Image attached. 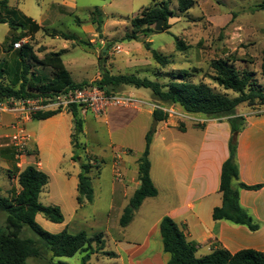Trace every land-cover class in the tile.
<instances>
[{
	"label": "rangeland",
	"instance_id": "obj_1",
	"mask_svg": "<svg viewBox=\"0 0 264 264\" xmlns=\"http://www.w3.org/2000/svg\"><path fill=\"white\" fill-rule=\"evenodd\" d=\"M52 1L54 0H42V2L8 0L10 6L20 9L27 16L36 20L43 17L45 21L43 31L31 33L20 42L22 44L29 42L39 58L66 48L63 60L75 82L91 79L95 82L97 80L95 78L101 75L102 67L113 74H137L162 83L169 81L167 75L187 70L191 82H203L215 93L236 97L235 93L224 90L214 80L215 70L212 63L229 60L238 68L246 67L256 72L258 84L264 86V76L261 75L260 70L264 49V10L258 9L259 5L264 4V0H193L194 5L187 12L179 10L178 0H158V2H166L172 12L169 20L165 23L163 31L157 32L153 26L154 33L149 36L140 34L137 40L127 39L134 30L132 22L153 7V0H75L76 6L65 7L50 6L48 3ZM96 8L102 13L101 28L92 23ZM166 27L168 28L165 29ZM53 31L76 34L78 39L67 41L57 38L51 35ZM21 32V30H10L7 25L0 24V70H3L1 77L5 85L15 86L18 82L16 80L19 74L17 65L19 49L15 47L16 43L12 39ZM177 40L181 43L182 50L177 48ZM145 43H151L152 49L168 58L169 64L165 68L153 59ZM41 72L50 76L49 69H42ZM16 88L19 86L16 85ZM142 91L149 96L153 95L149 89ZM11 102L14 103L11 100L5 101V103ZM154 104L166 108L174 107L177 115L169 114V119L178 124L189 122L198 125L197 120L182 118L181 115H185L186 111L179 105L156 101ZM240 107H243L241 110H252L253 114H257L256 110L259 111L257 107L246 103ZM9 114L0 112V117ZM96 117L100 118L98 122H101V117L104 116ZM14 119L5 125L4 133L0 132V148L5 152L3 155L14 163L9 162L8 167L4 166L0 155V197H11L20 191L17 175L30 165V161L33 160L32 155H36L35 145L30 138L21 156H17L15 147L7 137L10 134L9 126ZM208 119L212 118L208 117ZM36 124L38 122L34 120L24 127L29 131ZM153 124L154 121L151 123V129ZM87 131L88 134L81 139V142L86 144L95 155L101 153L105 155L104 149L106 150L109 145L106 125L101 123L97 134L88 127ZM30 153L32 155H29ZM62 153L64 160L55 174H52L51 183L43 189L40 202L46 206H56L60 203L63 206L61 210L65 223H52L42 215L38 216L37 223L51 234L61 233L66 227L71 234L86 232L91 237L102 234L103 249L99 250V244L94 243L96 253L91 256L88 264H164L159 257L150 261L158 253L159 246L153 239L149 246L143 244L148 230H142L137 221H133L126 228L121 227L120 218L124 199L119 198L117 188L123 183L115 180L112 163L107 158L104 163L100 162L101 176L99 178L91 176L95 191L93 203L86 204L75 217L77 190L73 179L67 173L74 175L77 167L81 171L80 162L86 160L88 155L81 152V158L74 160L73 147L62 148ZM45 157L48 158V154ZM113 186L116 187V195L112 197ZM146 223L147 226L153 224L150 220ZM5 224L6 214L0 212V226L4 228ZM22 237L36 240L42 250V257L30 258L28 264H82L85 256V253L80 252L74 257H53L28 227L24 229ZM138 244L143 246L138 247ZM128 250L137 253L131 260L126 252ZM118 251L123 253L120 260L115 259L114 252ZM203 253L205 252L202 250L199 255Z\"/></svg>",
	"mask_w": 264,
	"mask_h": 264
},
{
	"label": "trees",
	"instance_id": "obj_2",
	"mask_svg": "<svg viewBox=\"0 0 264 264\" xmlns=\"http://www.w3.org/2000/svg\"><path fill=\"white\" fill-rule=\"evenodd\" d=\"M178 2L181 12H187L194 5L193 0H178ZM152 6L140 18L133 20L134 30L131 35L127 36V39L137 40L140 34L149 36L154 33L152 27L158 20L164 19L166 22L169 20L172 12L166 2L153 0ZM258 9L264 10V4L259 5ZM101 15L99 8H96L92 23L97 24L99 28L103 24ZM0 24L8 25L10 30L22 31L19 36L12 39L15 43L24 40L31 33L36 34L44 29L22 11L11 7L8 0H0ZM51 35L67 41H77L78 39L75 34L64 32L53 31ZM145 47L151 51L153 59L162 68L169 64L168 58L152 49L151 43H145ZM177 48L182 50V45L178 40ZM64 53L65 50H61L39 58L29 42L23 43L18 50L19 74L16 85L19 88H16V85H5L1 77L3 70H0V102L33 99L90 85L98 86L108 94L119 92L122 86H132L138 89H149L158 103L179 105L187 113L202 114L213 119L228 118L232 136L229 141V157L223 163L221 172L219 190L222 193V205L213 210L212 217L214 221H228L235 225L246 226L252 232L259 230V225L254 223L253 218L242 208L239 189L234 186V181L239 180L240 175L236 162L238 135L245 125L244 117L237 116L236 109L245 103L254 107L264 105V86L258 84L256 72L246 67L238 68L229 60H218L212 63L215 70V82L224 90L235 93L236 97L215 93L203 82H191L187 70L167 75L169 81L162 83L135 74L114 75L102 67L100 80L91 83H75L63 61ZM42 69H49L50 76L43 74ZM260 70L261 75L264 76V49ZM61 112H38L33 114L31 119L43 121ZM68 112L73 116L71 144L74 152L73 159L77 160L81 156V152L86 153V147L81 142V136L84 133V120L81 116V108L73 106ZM153 118L158 122H163L169 119V115L161 110H154ZM178 127L184 130L182 124ZM153 137L154 133L150 131L146 136L144 153L138 160L140 188L134 192L123 210L120 218V225L123 228L132 223L136 212L146 199L158 195V189L151 178L150 149ZM87 155L86 160L80 162L81 171L78 175L77 202L80 207L93 203L95 191L91 174L102 166L96 158ZM17 178L20 191L11 197H0V212L6 214L5 227L0 226V264H27L30 258L42 257V250L38 242L22 237L26 227L36 234L53 257H74L83 252L85 256L82 259V264H88L91 256L96 253L93 244H99L100 248L98 249H103L102 234L91 237L86 232L71 234L68 229H64L58 234L45 231L37 223L38 215H42L46 220L56 224H62L65 221L60 207L46 206L40 202L43 189L49 184V176L36 166L29 165L18 173ZM261 187V185L239 184V188L246 190H259ZM160 233L163 250L169 255L166 264H264V252L254 249H243L231 253L222 248L198 257V245L189 241L170 217L162 219Z\"/></svg>",
	"mask_w": 264,
	"mask_h": 264
},
{
	"label": "crops",
	"instance_id": "obj_3",
	"mask_svg": "<svg viewBox=\"0 0 264 264\" xmlns=\"http://www.w3.org/2000/svg\"><path fill=\"white\" fill-rule=\"evenodd\" d=\"M38 1L42 2V0ZM48 4L58 7L76 6L75 0H62L61 2L54 0ZM32 19L43 28L45 22L43 17L39 20ZM63 50L66 53L67 49ZM77 72L79 74V71ZM95 79L100 80L101 75ZM93 80L73 81L90 83ZM119 91L121 92L118 93L128 94L147 102L156 101L154 95L149 96L142 89L132 86H122ZM255 107L259 110H256L257 114H253L252 110H241L243 107L240 106L236 109V115L244 117L245 125L238 135L236 162L240 175L239 180L234 181V186L239 189L242 208L253 218L254 223L259 225V230L252 232L246 226L235 225L228 221H214L212 217L213 210L222 205V193L219 190L221 172L223 163L229 157V141L232 136L228 118H212L201 125L181 123L184 130L178 127L180 123L168 119L158 122L150 149L151 178L158 189V195L146 199L133 220L139 223L142 230H148L144 245L149 246L152 239L158 242V253L150 261L159 257L166 264L169 259V255L163 250L160 233V224L164 217L173 219L187 239L198 245L197 256L199 257L222 248L231 253L243 249L264 252V105ZM195 115L207 117L202 114ZM81 116L84 120V133L81 139L88 134L87 127L97 134L99 125L101 123L106 125L109 145L106 147L108 152L104 149L105 155L102 153L95 155L86 144H83L86 147V153L92 154L91 156L99 162L104 163L107 158L112 163L115 180L123 183L117 188L119 198L124 199L121 209L123 213L130 198L140 186L138 160L144 153L146 136L151 131V123L154 121L153 110L149 107L142 110L111 107L107 114L101 117V122H98L100 118L92 113H82ZM13 119L14 116L11 114L2 115L0 132L4 133L5 125ZM35 121L38 124L28 131L36 149V155H32L33 160L30 161V165L45 172L51 183L52 174H55L64 160L62 148L72 147L73 116L66 110L47 120ZM31 122L34 120L30 119L26 124ZM3 154L5 152L0 148L4 166L8 167L9 162L14 164ZM47 154L48 158L45 157ZM79 173L78 167L74 175L67 173L73 179L76 190ZM101 173L102 166L94 170L91 176L99 178ZM240 183L262 187L259 190H246L239 188ZM114 195H116L115 186H113L112 197ZM56 206L63 210L60 203ZM84 206L80 207L77 202L74 207L75 217ZM149 220L153 223L148 225L150 227L146 225ZM143 244L137 246L141 247ZM202 250L205 253L199 255ZM126 252L130 260L137 254L133 250ZM114 253L116 254L115 259H122L121 251Z\"/></svg>",
	"mask_w": 264,
	"mask_h": 264
},
{
	"label": "built area",
	"instance_id": "obj_4",
	"mask_svg": "<svg viewBox=\"0 0 264 264\" xmlns=\"http://www.w3.org/2000/svg\"><path fill=\"white\" fill-rule=\"evenodd\" d=\"M21 46L22 42L15 44L17 49H20ZM73 106L81 108V112L84 114L92 113L95 116H105L111 107L134 108L138 110L149 107L153 111L161 110L171 116L173 114L177 115L174 107L166 108L163 105L147 102L124 93L117 92L108 94L105 90L95 85L78 89H68L57 94H48L33 99H23L14 101V103L0 102V112H7L15 117L9 126L10 134L7 137L10 138L15 147L17 156H21L20 154L30 142V135L24 125L31 119L33 114L38 112L66 111ZM194 115L185 112V115L181 116L184 119L197 120V124L200 125L210 120L208 117H195L196 115Z\"/></svg>",
	"mask_w": 264,
	"mask_h": 264
},
{
	"label": "water",
	"instance_id": "obj_5",
	"mask_svg": "<svg viewBox=\"0 0 264 264\" xmlns=\"http://www.w3.org/2000/svg\"><path fill=\"white\" fill-rule=\"evenodd\" d=\"M165 23H166V21L164 19L158 20L156 25H155V30L157 32L163 31ZM157 126H158V121L154 120V124H153V128L151 129V133H155L156 132ZM139 188H140V186H139Z\"/></svg>",
	"mask_w": 264,
	"mask_h": 264
}]
</instances>
